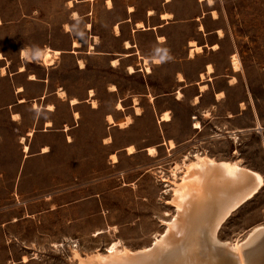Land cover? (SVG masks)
Listing matches in <instances>:
<instances>
[{
    "label": "rangeland",
    "instance_id": "rangeland-1",
    "mask_svg": "<svg viewBox=\"0 0 264 264\" xmlns=\"http://www.w3.org/2000/svg\"><path fill=\"white\" fill-rule=\"evenodd\" d=\"M215 3L206 7L196 0H178L181 18L199 17L208 29L216 25L210 23V15L202 20V12H218V25L227 35L215 56L219 71L234 53L242 67L236 71L231 65L229 74L237 78V84L221 97L236 104V113L227 129L222 120H212L215 114L223 118V112L209 115L205 129L194 138L191 127H184L186 110L176 108L170 114L174 121L171 132L183 135L184 140H173L176 147L171 148L163 134L165 123L158 120L163 113L155 112L149 98L140 101L143 115L132 116L134 124L129 129L107 127L105 114L114 101L107 87L111 88L114 80H124L132 89L139 87L140 78L128 80L125 68L107 66L103 55L98 54L117 51L108 30L118 15L107 14L102 0L75 3V7L69 0H0V264H79L76 253L83 259L107 254V247L117 241L120 248L132 252L148 249L166 234V223L177 214L171 202L172 187L182 172L174 176L173 167L196 154L237 162L263 178L254 197L224 220L218 239L223 243L243 241L254 229L264 226V0ZM92 6V16L73 20L74 11L85 14ZM89 21L94 29L91 23L86 29L93 30L91 37L100 38L103 47L89 46L91 38L85 30ZM188 31L186 26L181 33ZM75 40L83 43L77 52H73ZM24 49L29 52L28 59L21 58ZM46 49L62 52L55 64L43 65L39 53ZM79 60L87 69H79ZM22 64L28 71L17 75ZM3 67H7L5 76ZM29 74L37 80L48 77L51 89H65L82 99L92 90L95 97L91 96L90 103L96 99L100 110L93 111L84 103L77 133L67 139L68 133L60 129L70 123L72 113L67 104L60 103L54 126L49 132L39 126L40 140L30 153L43 146L48 152L24 162L8 106L16 101L20 86L37 92L36 86L25 81ZM139 76L143 78L142 73ZM194 117L193 122L203 118L201 114ZM130 145L135 146L136 154H128ZM152 146L158 149L153 158L145 151ZM112 154H117L118 162L114 163Z\"/></svg>",
    "mask_w": 264,
    "mask_h": 264
},
{
    "label": "crops",
    "instance_id": "crops-1",
    "mask_svg": "<svg viewBox=\"0 0 264 264\" xmlns=\"http://www.w3.org/2000/svg\"><path fill=\"white\" fill-rule=\"evenodd\" d=\"M77 1L78 0H75L76 4L80 2H97L99 0ZM102 1L103 8L107 14L118 15V18L108 30L113 36L114 41H116L117 51H101L98 54L103 55L107 66L118 70L125 68L123 71H125V73L127 72L126 75L128 80L140 78L139 87H134L132 89L128 87V84L124 80H114L115 82L111 83V86L114 85L117 88L116 91H111V88L107 87L106 92L109 95L114 96V101H112L108 113L105 114V121L108 114H112L117 123L124 121L129 115L131 117L135 116V99L139 100L140 105V101L149 98V103L152 104L157 114L159 112H169V114H173L178 107L181 108L182 111L186 110L187 121L184 127H191L195 132L194 138L205 129V124L209 119H207V117L209 115H214L217 111L223 112L225 114L224 117L221 118L218 114H215V117L212 118V120L214 119L216 123L222 120L224 129L231 126V119L234 117L233 114L236 113V104L223 100L226 96L217 99V94L224 92L226 95L229 88H233L234 86L229 83L231 77L234 76L230 75L229 72L232 70V57H234L235 53L232 54L229 59H225L223 70L219 71L218 62L216 61L215 56L219 53L221 48L217 51L209 49L210 45L219 44L221 46L227 37L226 34L223 38L219 37V30H222L218 25L219 19L215 20L210 12L203 11L201 15L202 20L210 15V23L216 25L208 29L205 24L206 31L204 32L200 31L199 24H194L195 21L200 23L198 20L199 17L195 20L183 19L180 17L178 0H112V8H108L106 5L107 0ZM196 2L206 7H213L209 6L206 1L196 0ZM73 7H75V4ZM93 8L94 6H92L91 10L85 14H80L81 17L92 16ZM151 11H153L154 14H151ZM163 14H169L172 16L169 19H163ZM140 22L145 24L146 29L138 28ZM89 23L91 22L89 21L85 24V30L88 32V38H91L89 44V46H91L95 43V40L91 37L93 30L90 29L91 31H88L86 29V25ZM91 24L93 26V23ZM116 25L120 27V34H117L115 31L114 27H116ZM186 26L190 27V31L183 35L181 30ZM193 40L197 42V45L203 46L205 51L202 54L196 55L195 58H190V51L192 48L190 43ZM128 41L134 47L127 48L125 43ZM101 44L102 42L94 44L95 48ZM207 44H209V47ZM103 45L104 44H102V47ZM158 49L161 51H158ZM163 50H166V58L161 60V63L159 64H155L153 61L150 62L152 72L148 73L145 69L146 65L144 64L142 57L149 58L150 60L155 58L161 59V56L165 55ZM22 53L21 58L23 59ZM113 59H118L120 61L118 67L111 66ZM23 64L26 65L25 63ZM23 64L22 66H24ZM209 65H212L215 68L214 73H209ZM130 66L135 67L137 72L134 74L129 72ZM19 67H21V65ZM79 69L82 71L87 69V66L85 68L79 67ZM26 71H28V69ZM24 73L25 71L20 72L19 68L16 72L17 75L21 76ZM140 73L143 74V78L139 76ZM202 74H205L206 78H201ZM180 75H183V81L180 80ZM29 76L31 75H27L25 81L31 86H36L38 89L37 92L33 94L32 91L25 87L26 85H23L24 87L20 86L24 89L20 91V87L17 88V99L14 103L8 106V109H10V124L18 132V140L21 145L24 162L27 160L29 161L33 157L46 154L42 152V148L45 146L41 147L40 151H37L34 154H31L30 152L32 147L37 145L40 140V136L38 135L39 126H42L43 132H49V128L54 126L56 120L55 114L60 103L67 104L72 113L70 123H65L60 129L61 131L68 133L67 139L69 136H75L77 133V129L80 126L79 120L81 119L82 105L84 103H89L93 111L100 110L99 104L97 108H93V104L90 103L92 90L87 93V97L84 99L77 97V95L71 96L68 93V99H64L59 96V90L56 91V89H51L48 77H43L37 80V77L36 79H31ZM202 83H207L209 86V89L205 92L201 91L200 85ZM180 93L183 95V98L181 99L179 98ZM198 96L200 102L196 103L195 98ZM74 97L78 98L80 102L76 105H71L70 100ZM152 98H154V100ZM120 102L124 107L123 110L117 108V105ZM49 105H53L54 109H48ZM76 112L80 114L79 118H76V116L74 117ZM16 114L19 115V118L15 120L14 115ZM198 114L203 116L202 120L197 117ZM194 116L197 117L196 121L201 123V128H194L193 125L195 122L192 121ZM48 121L52 122L51 127L47 126ZM107 122L108 121H106V123ZM159 122L165 123V130H163L164 138H167L168 140L172 139L175 142H181L184 140L183 135L178 137L171 132V127L174 122L173 118L169 122H161L160 120ZM133 124L131 126H133ZM66 127L69 128L67 131L65 130ZM107 127L108 129L118 128L120 130H125L119 128V126H111L108 123ZM130 127L126 129H129ZM30 132H33V134L29 135L28 133ZM25 145L30 147L29 153L24 152L25 150L23 146ZM121 151L123 150H120V152ZM153 157L154 156H151V158Z\"/></svg>",
    "mask_w": 264,
    "mask_h": 264
},
{
    "label": "bare ground",
    "instance_id": "bare-ground-1",
    "mask_svg": "<svg viewBox=\"0 0 264 264\" xmlns=\"http://www.w3.org/2000/svg\"><path fill=\"white\" fill-rule=\"evenodd\" d=\"M200 1H206L209 6L216 4L215 0ZM69 4L73 7L75 0H69ZM106 5L108 8H112V0H107ZM151 14H154V12L151 11ZM212 15L214 19L219 18L217 11H213ZM171 16L163 14V19H169ZM81 18L77 11L73 12V20ZM1 24L2 22L0 21ZM88 27V29H91V25ZM65 28L67 32L71 31L69 24H66ZM114 28L116 33L120 34V27L116 25ZM138 28L146 29L145 24L142 22L138 24ZM199 29L200 31H205L203 23H200ZM219 37H224L223 30H219ZM94 39L95 43L98 44L99 38L94 36ZM72 44L73 52H77L78 49L83 47V43L79 40L73 41ZM94 44L91 48H94ZM125 44L127 48L134 47L129 41ZM190 46L192 47L190 58H195L196 55L204 52V47L197 45L194 40L191 41ZM210 48L216 51L220 47L219 44H214ZM61 53L59 50L46 49L39 53V57L43 65L50 66L55 64L57 56ZM22 54L23 58L28 59L30 57L27 50H23ZM142 59L148 73L152 72L150 62L161 63L159 58L150 60L142 57ZM119 64L120 61L118 59L112 60L111 65L113 67H118ZM79 65L81 68H85L83 60H79ZM232 65L236 71L242 70L237 55H234ZM208 69L209 73L215 72L212 65H209ZM26 70V66L20 67V72ZM129 72L134 74L137 71L135 67L130 66ZM6 74L7 67H3L2 75ZM30 77L31 79H36L33 74ZM201 78H206V75L202 74ZM180 80L183 81L184 77L181 76ZM229 83L231 85L237 84V78H231ZM200 87L202 92L209 89L207 83H202ZM19 90L22 91V87ZM110 90L116 91L117 88L113 85ZM58 93L61 98L65 99L67 97V92L64 89H60ZM91 96H94L93 91H91ZM223 96L224 92L218 93L217 99ZM179 98H183L181 93ZM79 102L77 98L70 100L71 105H76ZM195 102H200L199 96L195 98ZM92 104L93 108L98 107L95 100L92 101ZM117 108H124L121 102L118 103ZM48 109L52 110L54 106L49 105ZM135 111L137 116L143 115L138 99H135ZM75 116L79 118L80 114L76 112ZM18 118V114L14 115L15 120ZM106 120L111 126L116 125L120 128H127L133 124V119L130 115L120 123L116 122L112 114H108ZM159 120L161 122H169L172 117L166 112L160 116ZM47 126L51 127L52 122L48 121ZM193 126L201 128V123L195 122ZM68 129L66 127V130ZM28 134L32 135L33 132ZM106 140L112 142L111 137ZM166 143L171 148L176 147L173 140ZM23 147L24 152L29 153L30 147L28 145ZM126 151L129 155H132L137 150L135 146L130 145L126 148ZM146 151L150 156H155L158 149L152 146L146 148ZM43 152H48V147H45ZM112 159L114 163L118 162L117 154H112ZM179 171L182 172V176L172 187L174 194L171 200L172 204L177 208V214L176 217L174 216L173 219L166 223V234L158 237L156 242L148 249L137 252L120 248L117 241L107 247V254L98 253L83 259L76 253L79 258V264H264V226L254 229L248 238L243 241L223 243L217 237L220 226L230 213L242 203L254 197L259 191L263 184L262 176L242 168L237 162L218 161L215 158L200 154H196L193 159L186 157L182 163H177L172 169L174 176L177 177Z\"/></svg>",
    "mask_w": 264,
    "mask_h": 264
},
{
    "label": "clouds",
    "instance_id": "clouds-1",
    "mask_svg": "<svg viewBox=\"0 0 264 264\" xmlns=\"http://www.w3.org/2000/svg\"><path fill=\"white\" fill-rule=\"evenodd\" d=\"M158 51H161L158 49ZM165 52V55L164 56H161V60L165 59L166 58V50H163ZM167 58H170V57H167Z\"/></svg>",
    "mask_w": 264,
    "mask_h": 264
},
{
    "label": "built area",
    "instance_id": "built-area-1",
    "mask_svg": "<svg viewBox=\"0 0 264 264\" xmlns=\"http://www.w3.org/2000/svg\"><path fill=\"white\" fill-rule=\"evenodd\" d=\"M232 62H233V57H232ZM194 119H196V117H194Z\"/></svg>",
    "mask_w": 264,
    "mask_h": 264
}]
</instances>
